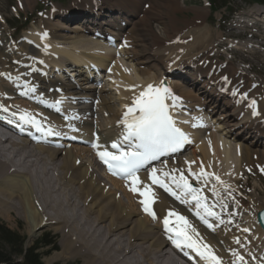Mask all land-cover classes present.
Wrapping results in <instances>:
<instances>
[{
	"label": "bare ground",
	"instance_id": "obj_1",
	"mask_svg": "<svg viewBox=\"0 0 264 264\" xmlns=\"http://www.w3.org/2000/svg\"><path fill=\"white\" fill-rule=\"evenodd\" d=\"M90 1L98 2V0ZM148 1L151 3V8L147 11L144 17L146 26H148L146 20L149 18L153 19V14H150L153 8L158 10L157 8L166 6L170 9L168 10L170 13L167 14V21L170 24H167V26L163 27V29L159 27V34L164 33L168 38L163 36L165 38L164 40L161 36H155L159 39L162 38L161 42L166 43L162 49L156 52H150L149 50L152 46L149 44L138 45V40L142 41L144 39L139 34L138 37L133 36L132 38L129 31V35H127L128 38H131V42L137 41L136 46L138 48L133 49L132 51L127 49L122 50L120 48L122 55L118 56V60L111 65L112 75L114 73L113 76L115 79L125 85L128 90L127 91L124 88L120 89V87L118 88L119 93L117 92V98L119 99L122 97V99L118 102L119 105L122 106V109L120 111H116V109L113 110L111 107H107L109 106L107 104V102L110 101L108 100L109 98L104 100L105 96L100 94V106L101 109L106 110L104 112H107L106 119L107 122H109L107 124H110L111 129L104 130L103 132L100 126L90 127L93 119H85L83 117H77L76 115H70L72 118L71 121H64L65 131L62 132L68 134L71 132L75 135H87V138L89 139L92 138L98 140V145L93 148L94 153L95 150L104 148L108 143H112V141L115 140L116 135L123 128L120 123L118 125L116 124V122H119V114L123 110L125 111L133 98L138 97L137 93L149 84L157 87V84L161 80L159 76L161 75V72L156 71V74L152 75L149 71L136 69L134 65L147 63L150 59L158 63L162 62L165 64L167 61L175 62L179 57H188L192 59L194 63L203 61L204 66H197V71L199 74H202L203 76L205 75L208 82L205 79L204 83H198L195 81L196 79L193 78L192 81L186 79L185 85L189 86V89L197 86L200 94H203L204 96H208V93H210L211 98L205 100L204 103H207L208 101L215 102L217 99L218 96L210 92V89L211 91L215 89V83L220 86H223L226 83L225 81H222V79L217 78V76L221 75L216 73V69H220L223 73L224 71L221 68H224V70L227 71L222 75L224 77L227 75L231 76V83L227 89L237 86L233 77H239V79L243 80L244 85H246L245 82L248 81V85H246L247 87H249L252 83L251 79L245 77L247 74L243 73V76L246 78L243 79L240 70L236 71L235 68L231 70L232 64L231 66L224 67L222 66L223 63L219 61L213 62L210 60L211 56H216L220 60L222 53H218L217 55L215 54L220 43L213 45V35L210 34L209 30L206 29L205 25L202 23L203 16H205L202 8H198V11L196 10V13L194 12L195 16L191 21H186L184 23L173 16L175 12L178 14L182 11L181 8L177 7L179 5V0ZM160 1H162V3ZM180 1L184 3L185 0ZM21 2L23 7L27 6L29 8L31 7L33 0H21ZM112 2L113 5H122L126 9L131 7L133 10H137L138 7L147 2V0H103L102 5H99L98 2V7L100 9L96 14H104L106 11L105 6L111 4ZM19 3L20 2H18V4ZM261 12L263 13L264 11L257 8L252 9L247 13V18L250 19L253 14L260 15ZM111 17L113 18V21L106 18L105 22L110 23L112 28L104 30L108 34L117 35L118 42L119 40L124 41L125 37L121 33V31H123V23L121 21L124 19L119 17L117 18L114 14ZM256 19L258 20L260 18ZM260 20L263 22V19ZM138 21L136 23H138ZM172 22H181L182 25L179 27L177 26L178 28L176 26L173 28L174 25H171ZM230 23H232V27L230 28L233 30L231 32L236 33L237 31V35H240V33L244 31V34H247L248 30H246V28L249 26L244 25L243 23L239 24L237 22H232V20H230ZM168 26H170L169 29H177L174 30V33L171 35H168ZM182 26L187 27V30L190 28L189 35H184V31L182 30L184 27L182 28ZM88 29L90 28H80L74 26L72 28L73 32L82 31L85 35L78 34L75 37L59 35L60 37H51L50 41L44 40L41 45L42 48L45 46V50L40 52L34 51L33 53L35 57L42 59L43 66L36 65L32 60L31 62L33 64L30 66L34 65L40 67L42 73L41 77L45 78L44 74H49L51 71L49 68H58L57 65L60 64L63 59L72 61L73 65L76 66H80L81 64L88 65V63L92 64V62L98 65H103V63L107 60H111L113 58V54L106 55V53L100 54L98 52H94L95 50L102 49L103 44L102 41H99L95 35V32L99 31H87ZM34 31H38V29H31L30 35H33ZM235 33L234 36L236 35ZM248 37L259 39L258 41L262 42L257 44L255 41L256 44L254 46L257 48L263 47L264 33L258 35L257 37L253 35H248ZM185 39H187L188 42L181 45L182 47H180L179 44V48L174 47V43H170L171 40L184 41ZM59 43H64V47L59 45ZM65 43L70 45L68 49L65 47ZM163 49L165 51L161 52ZM232 50L233 49H230L229 51ZM245 51H249L251 53L254 52L252 49H248L247 47L245 48ZM52 53L56 54L55 57L51 56ZM255 53L259 52L256 51ZM124 57L126 58L125 60L130 63V66L132 67L131 71L129 70L130 67L128 68L127 65H125L126 63L124 65L121 63V60ZM169 57L171 59H169ZM230 57L232 56L230 55ZM131 61H134V63ZM230 62L231 61L229 60V63ZM211 64L212 66L214 65V68ZM74 71L77 70L74 69ZM6 72L14 73L16 70L8 65H0V74ZM132 85H134L137 90L133 92L129 91V87ZM1 86L0 106L8 108L7 114H32L38 115L39 117H45V113L37 110L34 105L22 101L20 98L22 92L21 89L13 90L11 85H7L6 83H2ZM166 86L167 87L165 88H168L171 93L172 91H181V95L189 100H187V102L198 100V97L190 94V92L183 89L182 86L177 87V84H173L171 87L166 84ZM67 87L69 88V85H67ZM247 87L243 86V90L239 91V93L228 92L230 95L228 94L225 95L226 97H219L217 104H211L209 106V113L218 114L216 116L218 122L224 124V128L219 126V128L223 129L224 132H221L220 135H214L213 137L209 134L208 136L203 137L202 135L204 134L202 131L204 130V127L199 128L198 126H194L195 124H189L188 127H185L184 119H188L189 121L194 120L195 116L201 115L199 113L189 112L184 117L182 116V111H178L180 113L179 115L173 114L177 118L176 121L178 126L185 128L190 141L193 140L194 142H197V140H201L197 143L196 149L190 152L192 156H187L185 159H178V161L171 164V167L177 170L176 173H181L184 170V166L187 165L193 166L195 171L198 172L201 165H203V170L205 172L219 177V181L222 182V184L228 185L231 184V181L227 182V180L229 176H232L229 172H231L234 162L241 164L242 167L244 165L245 167V164L252 163L254 159L252 164H259L255 162L257 157H264V138L261 141L259 140L260 134L264 136V88H262L263 91L261 94H257L255 91L252 93V91H250L247 97L244 98L240 95L247 89ZM68 88H65L66 93H73L69 92ZM134 92L136 93L133 95ZM237 95L241 98H238ZM228 98H230L229 100L234 106L233 109L221 111V106L229 104ZM249 98H255L256 102H258L257 110L259 114L256 117L250 116L251 109L247 106ZM219 103L222 104L220 105ZM186 106L192 108L193 105L187 104ZM3 114H5V112L0 111V115L2 116ZM239 116H242V122L239 120ZM202 118H204V120H201L203 126L205 125L206 128L210 127L211 119L207 117V115H203ZM255 123L257 124L255 125ZM249 125L251 126L249 127ZM247 128H251V131L249 130L246 135H243V133L247 131ZM230 133L232 135V139L230 138L228 140L229 137L227 135H230ZM247 136L251 138L249 142L254 143V148L252 149L244 147L239 143H235L237 139H241L239 141H243ZM102 142H106V144H103ZM63 146H66V144L64 143ZM259 146H263L262 152L259 151ZM79 148L86 150L88 153L93 152V150L82 146ZM186 153L187 151L185 154ZM196 153H198V157L196 156ZM60 154L61 157H59ZM46 155L48 158H46ZM77 155L79 154H76L72 151V149H62L51 146L45 147L42 145L30 146L24 140H22V142L13 141L10 133L0 127V213L5 212V214H8L12 210H15L20 216H23L27 223L26 227L29 231L28 242L32 241L44 228L47 227H54L56 231H60L62 233V252H56L53 256L49 257L48 262L50 264L59 259H66L70 257L74 259L81 258L84 260V264H179L178 258L169 250H165L167 246L160 235V231L157 229L159 225H149L141 218H137L132 221L135 213L132 210L127 209L119 197L116 198L114 191L106 189L105 183L102 184V180L100 179L101 177H99L96 171L89 168L87 164H83ZM193 160L196 161L197 166H195ZM57 161H59V163ZM57 168L60 169V173L55 176L57 177L55 179L52 172ZM238 175L239 173L237 176ZM107 178L114 184L118 185V181L109 177ZM138 178L141 182L137 185L139 189L143 190V185L145 184L151 188V191L154 194L153 199L155 201L152 205L156 209V214H158L159 218H162L163 220L169 211H174L179 215L185 216L183 211L176 207L171 200L166 199L162 192L155 190L148 180H146L145 175L139 176ZM58 179L62 181V185H59L60 181L58 184ZM210 179L213 183H215V185H213L214 187H221V183L217 182V180L212 179L211 177ZM69 185L72 186L75 192H71L70 190L65 191V187H68ZM218 190H221L220 193L222 195L223 191L226 189L221 187ZM76 193L79 195V200H81V206L76 201V198L78 197L75 195ZM12 200L16 201V203ZM259 207H261V205ZM259 207H253L252 210L248 212L250 215L248 216L249 220H247V224L250 223L255 225L257 231L253 232L251 230V234L249 236L245 234L247 232L244 233L239 231L244 235V238L251 240L245 248L241 247L237 243L233 244L231 240L229 241L228 239L227 242H225L226 237L224 238V236H221L219 238L220 240L217 239L218 241H210L209 239H216L213 238L212 230L209 229V227L206 229L196 227L190 222L189 223L192 228H194L195 232L199 235L196 236L191 232V229H189V233L192 234L193 238L198 242L209 245L212 253L219 258L221 264H234V262L239 264V262L236 261V256L233 255V251L244 256L245 260L248 261V264H257L258 259L256 258L259 257L262 250H264V237L262 235V231L255 222V213ZM2 214L3 213H1V216ZM108 218L109 221H107ZM91 221L96 223L93 230L87 228V223H91ZM130 223L133 224V226L128 230H125ZM233 233H228V235H232ZM236 237L237 236L235 234L232 235L233 240H235ZM255 237L260 239H256ZM230 242L231 244H229ZM252 249L257 251V255L253 253L254 259H251V256L248 257L249 255L247 254V252H250ZM263 263L264 260H261L260 264Z\"/></svg>",
	"mask_w": 264,
	"mask_h": 264
},
{
	"label": "snow or ice",
	"instance_id": "obj_2",
	"mask_svg": "<svg viewBox=\"0 0 264 264\" xmlns=\"http://www.w3.org/2000/svg\"><path fill=\"white\" fill-rule=\"evenodd\" d=\"M166 99H171L174 103L178 100L177 97L172 96L168 88L154 87L151 84L147 85L139 93L138 97L133 98L132 106L125 109L122 119L118 122L123 125V139L129 141L134 139L135 144H130L127 151L118 150L116 153H113L104 150L97 153L99 159L107 166L109 172L130 181V190L134 193L139 192V195L143 197L140 201L143 210L153 219L157 218L155 212L150 207L155 202L153 199L154 194L146 184L143 185V190L137 187L141 182L136 173L148 161L157 159L164 152H175L188 142V136L175 126V121L169 114V105L165 102ZM254 105L255 101L250 106L254 107ZM0 111L7 113L8 108L0 106ZM13 115L16 114L13 113ZM253 115H258V113L253 111ZM18 119L22 123L34 126L37 131H44L42 124L38 123L36 118L30 114H21ZM48 134H53V130L48 129ZM111 147L118 149V145L115 142L112 143ZM156 171V169H152V174L150 175L152 183L163 188L166 192L181 200L182 203H192L194 201L195 207L198 209L196 215L204 220L209 228H212V225L208 224L207 220H205V216L216 217L217 219H219V216L212 210L215 205L210 207L207 204V197L203 195L202 190L194 188L183 172H181L178 178L174 175L177 172L176 169H173L171 173L161 172V176L167 177L174 184L175 188L180 190V194L178 195L168 183L156 175ZM189 176L197 180L211 177L222 184L219 181V177L205 172L203 165H201L200 170L196 173L189 171ZM222 186L227 189V185L222 184ZM213 194H217L215 189H213ZM221 205L223 206V202H221ZM200 210L203 211V216H201ZM173 217L174 219H171ZM219 222L221 224L224 223L223 220ZM162 223L165 231L171 234L169 239L172 240L176 248L191 249L201 260L206 261V264H221L219 258L212 253L209 245L202 242L198 243L193 238V235L189 233V229H191L192 233L196 236L199 235L184 216L174 211H169ZM242 231L249 232V229L244 228ZM235 242L240 244L241 247L244 246L239 239H236ZM233 255L236 256V261L239 264H248L244 256L235 251H233ZM256 259L261 258L257 257Z\"/></svg>",
	"mask_w": 264,
	"mask_h": 264
},
{
	"label": "rangeland",
	"instance_id": "obj_3",
	"mask_svg": "<svg viewBox=\"0 0 264 264\" xmlns=\"http://www.w3.org/2000/svg\"><path fill=\"white\" fill-rule=\"evenodd\" d=\"M10 0H0V7H4V12H6V14L8 15V16H12V12L10 11V9L8 8V2H9ZM232 1V6H231V8L230 9H228L227 11H225V12H222V13H219V12H216V13H214V14H210L209 13V11H208V9H207V6L201 1V0H198V4H196V1L195 0H185L184 1V3L182 2V1H180L179 0V5L177 6L178 8H181V10L182 11H180L178 14H176V12H175V14H173V16H175L177 19H179L180 21H182V22H186V21H191L192 20V18L195 16V13H196V10L198 11V8L199 7H202L204 10H203V13L205 12L206 13V15L207 14H209V19H210V21H211V26H208L207 24H206V22H207V17L208 16H203V20H202V23H205V26L208 28V29H210V31L213 33V34H215L214 35V38H217V41H220V40H222V38L220 37L221 36V33H220V31L221 32H223L222 30H219V28L216 26L217 25V22L216 21H218V18H220V16L221 15H224V14H229L230 13V10H235L237 13L238 12H240V11H244V10H246L247 9V7L248 6H250L248 3H250V0H231ZM13 2H14V0H13ZM36 2V3H35ZM63 2H64V6L66 7V5H68V4H72V0H63ZM161 3H162V1H160ZM33 5L35 6V8L34 9H32V8H29L30 9V11H27V10H25L24 12L25 13H23L22 14V16L20 17V19L21 20H19V21H14L12 18H11V20H7L9 23V25H8V27H5L4 25H2V29H3V31L5 32V33H7V31H9V32H12L13 31V29L15 30V28H16V26H17V23L19 22V23H23L24 22V20H26V19H31L30 18V14H32L33 15V17L35 18V16H36V10L37 9H40V8H42V3H44L45 4V2L44 1H42V2H38L37 0H33ZM32 3H31V5H32ZM146 4H150V3H146ZM159 7V6H158ZM155 9V10H154ZM158 10H156V8H153V10L151 11V13L150 14H153V19L152 18H149L150 19V21H149V19H147L146 20V23H147V25L148 26H146V24H145V21H144V17L145 16H141V18L139 19V18H137V19H135V20H139L138 21V23H136V25L135 26H133L134 28H135V30H134V36L135 37H138V34L139 35H141L142 36V38L144 39V40H142V41H140V40H138V45H147V44H149V45H151L152 46V48L149 50L150 52L151 51H158V50H160V49H162L163 47H164V45H165V43L164 42H161L162 41V38L161 39H159L158 37L156 38L155 36H161V37H165V38H168V37H166L167 35L166 34H164V33H162V34H159V32H160V28L159 27H161L162 29H163V27H165V26H167V24H170L167 20H168V17H167V14L168 13H170L168 10H170V9H168L166 6H164V7H159V8H157ZM189 9V10H188ZM146 10V9H145ZM147 10H150V7H149V9L147 8ZM154 12V13H153ZM195 12V13H194ZM141 14H143V12L141 13ZM144 15V14H143ZM166 16V17H165ZM26 17V18H25ZM136 18V17H135ZM190 18V19H189ZM40 20L38 21V22H41L42 20H41V18H39ZM205 19V20H204ZM31 20H33V19H31ZM171 20V19H170ZM221 22H222V19L220 20ZM149 22V23H148ZM171 25H174L173 26V28L176 26H180V25H182V23L181 22H172L171 23ZM132 25L131 24H128L127 25V30H129L130 28H133V27H131ZM225 26H227V28H228V30H227V32H226V36L227 37H231V38H234V37H236V38H238V36L239 35H237L238 34V32L236 31V35L234 36V33L233 32H231V31H233V30H231V28L230 27H232V23H230V21H229V23L227 24V25H225ZM240 26V25H239ZM26 29H28L29 27H32V24L31 23H28V24H26ZM169 27L170 26H168V30L167 31H169V34L168 35H171L172 33H174V30H176V29H171V32H170V29H169ZM156 32V33H155ZM231 32V33H230ZM244 32V31H243ZM20 33H22V32H20ZM157 34V35H156ZM189 35V32H185L184 33V35ZM143 35H144V37H143ZM150 35V36H149ZM69 36V35H68ZM74 37V34H71L69 37ZM216 36V37H215ZM163 37V38H164ZM150 38V39H149ZM165 38H164V40H165ZM155 39V40H154ZM259 39H255V41L257 42V44H260V42H262V41H258ZM256 42H255V44H256ZM170 43H173V40H171L170 41ZM67 44V43H66ZM65 44V47L68 49V47H70V45L69 44H67L66 45ZM214 45V44H213ZM156 46V47H155ZM263 47H258L259 49H261L262 51H264L263 49H264V45H262ZM64 47V46H63ZM213 48H214V46H213ZM0 49L2 50V47H0ZM59 49V48H58ZM63 49V48H62ZM208 49H210V48H208ZM247 50V49H246ZM5 52V50H4V48H3V50H2V52ZM165 50L163 49V50H161V52H164ZM211 51V50H210ZM252 51H254L253 53H255L257 50H252ZM3 52V53H4ZM213 52V51H212ZM234 52V53H233ZM247 52V51H246ZM249 52V51H248ZM258 52V51H257ZM5 54L8 56V57H10V54H7L6 52H5ZM230 55L232 56V57H230ZM230 55H229V60L232 62L231 64H232V68H231V70L233 69V68H235L236 69V71L238 70V68H239V65H238V63L236 64V62L238 61V59H237V52H235V50H232V51H230ZM226 58V59H225ZM225 58H224V56L221 54V58H220V61L219 62H221V63H224V62H226L227 61V59H228V57H226L225 56ZM232 59V60H231ZM235 59V60H234ZM237 60V61H236ZM260 60H262V59H260ZM128 62V61H127ZM255 63V62H254ZM218 64H220V63H218ZM127 67L129 68V70L131 71V69H132V67L130 66V63L128 62L127 64ZM131 65H134V64H131ZM134 66H136V65H134ZM138 66V65H137ZM146 67V65L145 64H140V68H141V70H142V68H145ZM222 67V66H221ZM220 67V68H221ZM238 67V68H237ZM153 69V68H152ZM157 69V68H156ZM147 69H143V71H146ZM228 70H230V69H228ZM149 71V70H148ZM227 71V70H226ZM225 70H224V73L226 72ZM236 71H235V73H236ZM150 72V71H149ZM152 72V71H151ZM150 72V73H151ZM232 72V71H231ZM156 74V72L153 74L152 73V75H155ZM247 77V76H246ZM239 78V77H238ZM80 85V84H79ZM109 88V89H108ZM102 89V88H101ZM86 94V93H85ZM116 92L115 91H113L112 89H111V87H109L108 85L107 86H105V88H104V91H103V95H105V96H107L109 99H110V102H109V104L114 108V109H117L118 108V103H117V101L115 102V104H111V103H113L114 102V98H117L116 97ZM107 99V98H106ZM106 99H104V100H106ZM111 106H107V107H111ZM111 107V108H112ZM112 108V109H113ZM118 111V110H117ZM106 114H104L102 111L101 112H99V118H100V120L102 121L103 119H105L106 118V116H105ZM105 126H107V125H105ZM103 128V127H102ZM103 130H106V129H103ZM221 131H216V133H220ZM217 135V134H216ZM202 139V138H201ZM201 140L199 139V140H197V142L196 143H199ZM197 147V146H196ZM73 148H75V149H77L78 151H74L76 154H79V155H77L80 159H84V158H88V152L87 153H85L86 152V150H83V149H81V148H77V147H73ZM196 148L195 147H193L192 148V150L191 151H193V150H195ZM80 150V151H79ZM73 151V150H72ZM190 150L189 151H187V153H186V155L188 156V155H191V152ZM45 155V154H44ZM44 155H42L43 157H45ZM196 156L198 157V153H196ZM59 157H61V154L59 155ZM46 158H48V156L46 155ZM186 158V157H185ZM84 162H87L88 163V161H87V159H85L84 160ZM252 162V161H251ZM253 162H254V159H253ZM252 162V163H253ZM58 163H59V161H58ZM252 163H247V164H245V167H244V165H243V167L242 168H244V169H251L252 167H254L255 166V164H252ZM247 165V166H246ZM235 166V164H233L232 165V168ZM177 168H179V167H177ZM231 168V169H232ZM60 173V169H55L53 172H52V175L55 177V176H57V174H59ZM98 174V173H97ZM99 175V174H98ZM100 176V175H99ZM57 177H55V179H56ZM101 179V178H100ZM233 178H231V176H229V178H228V180H227V182H229L230 180H232ZM102 180V179H101ZM59 179H58V184H59ZM209 181L213 184V185H215V183H213V181L211 180V179H209ZM234 182V181H233ZM62 183V181H60V184L59 185H62L61 184ZM113 185H115V186H119V184L117 185V184H114L113 182H111ZM251 184L253 185V187L255 188V190L257 191V192H260L259 193V196H262V197H264V192H261L260 190H262V185H263V191H264V179H262V184L260 183V181L259 180H257V179H253L252 181H251ZM223 185H226V184H223ZM242 185V184H241ZM221 187L223 188V189H225L223 186H222V184H221ZM221 187H215V189L217 190V192H219L218 194L219 195H221V190H218L219 188H221ZM66 190H70L71 192H75V190L72 188V186L71 185H69L68 187H65V191ZM242 191L243 192H247V193H249V190L247 189V190H244V187H242ZM243 192H242V194H243ZM124 194V193H123ZM76 196H78L77 198H76V201L79 203V205L81 206L82 205V203H81V200H79V195L76 193L75 194ZM254 197H256V194H248V198L250 199V198H254ZM75 198V197H74ZM13 202H15L16 203V201H14V200H12ZM264 205V202H261V203H259L257 206H255V208L256 207H259L260 205ZM129 208H132L133 209V207H132V205H129L128 206ZM252 208L253 207H251L250 208V210H252ZM128 209V208H127ZM132 209H129V210H132ZM134 213H135V216L137 215V216H140L139 214V212H137V211H134V210H132ZM1 213H3L2 214V216H1ZM0 213V220L4 223V225L5 226H7L8 228H10V229H12V230H14L16 233H18L20 236H24V238H27V243H30V242H32V241H30V242H28V239H29V231H28V228L26 227V225H27V223H26V221H25V219L23 218V216H20L15 210H12L11 212H9L8 214L6 213L5 214V212H1ZM9 215V216H8ZM92 215V214H91ZM250 215V214H249ZM249 215H247L246 216V218H248V216ZM5 216V217H4ZM11 216V217H10ZM138 218H141L143 221H145L147 224H149V225H151L150 224V222H149V220L146 218V217H138ZM137 219V218H136ZM136 219H134V217L132 218V221H134V220H136ZM107 221H109V218L107 219ZM90 224V225H89ZM95 226H96V223L94 222V221H91V223L90 222H88L87 223V228H89V229H94L95 228ZM133 226V224H128V226H127V228L125 229V230H128L129 228L128 227H132ZM47 228H52V229H47ZM47 228H44L36 237L37 238H39L40 236H41V233L43 232H50L51 234H53V235H55L56 236V238H57V243L59 242V239H60V245H58V251H60V252H62V249H63V247H62V239H63V237L62 238H60L61 236H62V233L60 232V231H56L55 230V228L54 227H47ZM47 229V230H46ZM156 229V228H155ZM233 234H235V232L233 233ZM232 234V235H233ZM217 232L216 231H214V233H212V236H213V238L214 239H216V240H212V239H209L210 241H218V240H220L219 238L221 237L220 235H217ZM231 235V236H232ZM37 238H35V240L37 239ZM225 238V237H224ZM218 239V240H217ZM222 239V238H221ZM229 244H231V242L229 243ZM60 246H61V248H60ZM238 248V247H237ZM165 250H167L166 248H165ZM237 251H238V249H237ZM42 252V251H41ZM54 253H56V252H51L49 255H44V256H42V262H43V264H50L49 262H48V259H49V257H51V256H53V254ZM237 253V252H236ZM15 257V260L19 263L20 262V258L19 257H17V256H14ZM66 259H71V260H66V261H64V260H58V261H56L54 264H63L64 262H76V263H78V264H84L83 262H84V260H82L81 258H75V259H77V260H75L74 258H66Z\"/></svg>",
	"mask_w": 264,
	"mask_h": 264
},
{
	"label": "trees",
	"instance_id": "obj_4",
	"mask_svg": "<svg viewBox=\"0 0 264 264\" xmlns=\"http://www.w3.org/2000/svg\"><path fill=\"white\" fill-rule=\"evenodd\" d=\"M23 238L16 232L0 225V263L3 264H42L35 247L29 248L23 255L22 261L17 262L14 256L22 254Z\"/></svg>",
	"mask_w": 264,
	"mask_h": 264
},
{
	"label": "water",
	"instance_id": "obj_5",
	"mask_svg": "<svg viewBox=\"0 0 264 264\" xmlns=\"http://www.w3.org/2000/svg\"><path fill=\"white\" fill-rule=\"evenodd\" d=\"M260 222L262 224V226H264V211L260 214Z\"/></svg>",
	"mask_w": 264,
	"mask_h": 264
}]
</instances>
